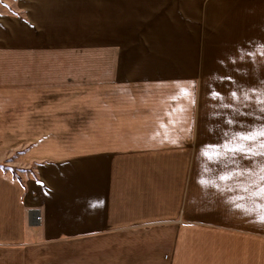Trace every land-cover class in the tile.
Wrapping results in <instances>:
<instances>
[{"label": "crops", "instance_id": "crops-1", "mask_svg": "<svg viewBox=\"0 0 264 264\" xmlns=\"http://www.w3.org/2000/svg\"><path fill=\"white\" fill-rule=\"evenodd\" d=\"M261 45L264 0H0V264H264L253 177L219 179L264 157L209 160L248 126L181 92L264 83ZM42 83L95 107L66 123Z\"/></svg>", "mask_w": 264, "mask_h": 264}, {"label": "rangeland", "instance_id": "rangeland-1", "mask_svg": "<svg viewBox=\"0 0 264 264\" xmlns=\"http://www.w3.org/2000/svg\"><path fill=\"white\" fill-rule=\"evenodd\" d=\"M249 79H255L254 77H249ZM28 85H25V88ZM189 93V95L184 96L183 106L187 111V114L191 113V109H199L201 114V119L206 122H215L212 119H217L215 114L218 112L224 114L226 120H230L232 124H243L248 126V130L260 128L264 125V111H261V105L256 102L257 97L260 92L264 91V83H246V84H232V85H184ZM255 89V92L251 90ZM27 90V89H24ZM35 91L36 87L29 91ZM43 95L41 97H47L48 92L54 93L52 100H47L46 98L41 99L39 102L41 105L39 108L47 109L52 103L56 106L59 102L64 103V106L72 109L68 115L65 116L66 123H79L81 120V113L83 111L90 112L91 109L95 107V84H84V83H42L39 85L38 89ZM235 92L237 99H234L232 93ZM245 92L248 93V98H244ZM63 93H70V100H63ZM191 93H194L196 100H193ZM213 93H218L219 96L213 98ZM24 97V96H23ZM212 97V98H211ZM211 98V99H210ZM194 101V102H193ZM24 107L31 108L29 100L24 97ZM198 102V105H196ZM169 106L178 107L176 102L168 103ZM212 117V118H210ZM32 120L31 116H25V123H30ZM57 120V121H56ZM60 120H62L60 118ZM209 120V121H208ZM61 121V122H63ZM54 122H58L55 119ZM251 143V142H249ZM256 148H253L255 151Z\"/></svg>", "mask_w": 264, "mask_h": 264}, {"label": "snow or ice", "instance_id": "snow-or-ice-1", "mask_svg": "<svg viewBox=\"0 0 264 264\" xmlns=\"http://www.w3.org/2000/svg\"><path fill=\"white\" fill-rule=\"evenodd\" d=\"M258 51L262 55H264V45L259 46ZM249 56L254 55L253 53H247ZM243 56V52H242ZM255 92V89L251 90ZM182 94L187 96L189 93L186 89L181 90ZM218 93H213V98L218 97ZM234 99H237V95L235 92L232 93ZM244 98H248V93L245 92ZM256 102L260 104L261 111H264V91L260 92ZM231 123V121H229ZM251 142V143H249ZM256 148L253 151V148ZM220 149H223L221 151ZM241 153L247 158L261 156L264 157V125L260 128L250 129L246 132L236 133L230 141L222 146H208V148L203 152L209 160H213L215 158H219L221 156H226L227 154ZM249 176L253 177V179L244 185H239V190L244 193V195L239 196L237 199L245 200V199H255L259 201L257 209H249L243 204H238L241 210L251 214L255 211L256 215L259 218V222L264 223V165H260L258 170L245 169L240 171H230L219 176L220 180L227 181L231 180L236 176ZM37 183L42 184V181H37ZM202 184H208L209 181L201 180ZM231 191V189H228ZM233 203H236V200H233Z\"/></svg>", "mask_w": 264, "mask_h": 264}, {"label": "built area", "instance_id": "built-area-1", "mask_svg": "<svg viewBox=\"0 0 264 264\" xmlns=\"http://www.w3.org/2000/svg\"><path fill=\"white\" fill-rule=\"evenodd\" d=\"M39 220V217H37V221Z\"/></svg>", "mask_w": 264, "mask_h": 264}]
</instances>
